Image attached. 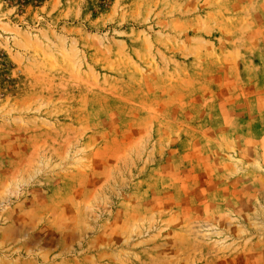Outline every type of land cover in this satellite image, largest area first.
<instances>
[{"label": "rangeland", "instance_id": "rangeland-1", "mask_svg": "<svg viewBox=\"0 0 264 264\" xmlns=\"http://www.w3.org/2000/svg\"><path fill=\"white\" fill-rule=\"evenodd\" d=\"M0 264H264V0H0Z\"/></svg>", "mask_w": 264, "mask_h": 264}]
</instances>
